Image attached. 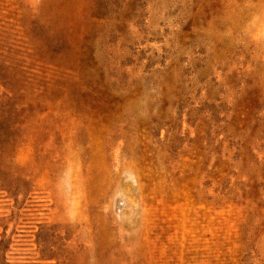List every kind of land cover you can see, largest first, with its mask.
I'll list each match as a JSON object with an SVG mask.
<instances>
[{
	"label": "rangeland",
	"instance_id": "374dc122",
	"mask_svg": "<svg viewBox=\"0 0 264 264\" xmlns=\"http://www.w3.org/2000/svg\"><path fill=\"white\" fill-rule=\"evenodd\" d=\"M0 264H264V0H0Z\"/></svg>",
	"mask_w": 264,
	"mask_h": 264
}]
</instances>
